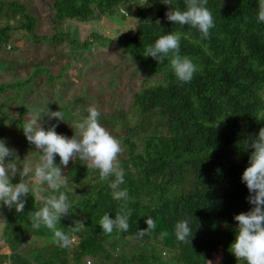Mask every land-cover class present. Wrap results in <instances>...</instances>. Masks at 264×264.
Segmentation results:
<instances>
[{"label":"trees","instance_id":"1","mask_svg":"<svg viewBox=\"0 0 264 264\" xmlns=\"http://www.w3.org/2000/svg\"><path fill=\"white\" fill-rule=\"evenodd\" d=\"M36 1L49 11L46 32L37 30ZM258 5L259 0H208L215 27L205 40L198 29L169 21L166 12L170 6L162 0H0V12L7 11V17L21 16L19 27L0 28V50L14 46L17 30L33 35L37 44L47 42L54 48L68 44L71 48L57 71L36 64L27 80L0 85V139L6 144L9 138L26 140L22 129L28 111L23 91L40 75L46 76L47 86L53 85L72 67L70 61L76 60V54L91 49L94 43L119 45L126 60L143 74L141 82L133 76L129 102L116 103L111 109L94 105L101 113L100 124L121 143L118 159L125 173L121 188L128 189L132 209L128 231L114 230L108 235L99 225L105 213L114 219L121 204L113 198L109 181L99 180V170L79 158L64 167L56 155L54 162L67 180L61 191L71 202L70 214L57 227L77 242L61 248L54 243L51 230L32 228L30 213L43 205L31 189H47V185H38L28 176L30 193L23 213L0 204L7 261L86 264L85 259L91 258L93 264H208L209 260L213 264H246L237 261L229 249L237 234L234 216L253 207L241 179L253 151L246 149V139L264 127V22H258ZM171 7L186 10L185 0H172ZM130 15L136 23L128 31L114 30L113 37L96 32L82 44L64 29L68 21L107 18L125 22ZM171 32L181 33L180 53L197 66L189 83L177 80L168 59L158 63L144 56L148 45ZM30 53L37 56L39 49L34 46ZM110 79L113 84L117 77L114 74ZM104 91L108 88L82 91L74 100L83 105L81 119L93 106L86 96ZM52 94L47 92L46 98L51 99ZM15 101L21 105L13 117L10 110ZM52 111H61L65 118L72 115L66 105ZM20 180L17 175L11 182ZM149 217L156 229L137 238L138 229H147ZM185 218H190L194 232L191 244L179 242L174 234V225ZM76 220H82L85 228L72 232ZM162 232L168 233L163 239ZM116 251L120 252L115 255Z\"/></svg>","mask_w":264,"mask_h":264},{"label":"clouds","instance_id":"2","mask_svg":"<svg viewBox=\"0 0 264 264\" xmlns=\"http://www.w3.org/2000/svg\"><path fill=\"white\" fill-rule=\"evenodd\" d=\"M169 5L166 17L174 24L188 25L198 29L202 39L210 37V29L215 27L213 15L206 6L208 0H185L186 10L173 9L172 0H162ZM258 22H264V0H259ZM181 33L171 32L161 35L154 43L148 45L144 56H151L158 63L165 59L170 61V66L177 80L181 83H189L197 72V66L193 61L180 53ZM46 116L51 120L56 118L64 121L61 111H51L46 106ZM44 109L36 108L27 116L23 127V133L29 143L33 144L41 153V160L35 168L18 166L19 161L16 151L6 146V141L0 139V204L8 209L15 208L17 213H23L26 196L30 193V187L26 177L34 172L38 185H47V189L36 187L31 189L42 202V207L30 213V221L33 229L46 227L53 233L54 243L61 248H68L73 244L74 238L61 228H58L60 220L70 214L71 202L66 192L61 191L67 185L65 175H62L60 165L67 167L70 161H89L88 167L99 170V180L109 181L112 196L120 201L119 211L115 218H110L105 213L99 221V225L105 234L111 235L114 230L127 232L132 209L128 207L130 200L127 188H121L125 183L124 170L120 165L118 156L122 152L120 141L111 135L99 122L100 111L90 106L87 117L79 120L77 129L71 138L58 134L57 125H51L47 130L41 125V112ZM45 116V115H44ZM253 151L249 157V166L242 174V182L247 186L250 195L248 202L253 207L247 212H241L234 216L238 222L236 237L230 245V252L237 261L243 260L246 264H264V127L260 128L258 135L246 139V149ZM56 155L60 158V165L55 164ZM6 158H11L6 160ZM19 175V183L11 181ZM111 178V179H110ZM50 190V192L48 191ZM147 229H138L137 238H143L153 232L157 225L149 217L146 219ZM227 224L225 223V227ZM85 228L82 220L74 221L72 232ZM174 234L179 242L191 244L194 232L190 227V218L178 221L174 225ZM168 235L162 232L160 238ZM191 237V239H189ZM11 264V261H8ZM208 264H213L208 261Z\"/></svg>","mask_w":264,"mask_h":264},{"label":"rangeland","instance_id":"3","mask_svg":"<svg viewBox=\"0 0 264 264\" xmlns=\"http://www.w3.org/2000/svg\"><path fill=\"white\" fill-rule=\"evenodd\" d=\"M7 1V0H2ZM14 1V0H12ZM37 2V1H36ZM35 6V5H34ZM7 11L0 12V28L19 27L21 16L7 17ZM35 14L39 21L37 30L39 32H46L50 28L49 11L37 2L35 6ZM136 23L133 16H129L125 22H117L112 19H96L90 22L68 21L65 23L64 29L69 32L76 40L82 44L91 34L100 33L103 36L113 37V31L118 33L123 30L128 31L131 26ZM13 40L14 46L11 44L3 47L0 50V85L3 83H15L16 81L27 80L33 74L36 64H43L54 71L60 68L66 56L71 53L70 45L64 44L54 48L50 43L41 42L36 43L34 36L27 31L17 30L14 32ZM91 49L83 50L82 54H76V60L70 61L72 67H69L62 77L55 80L53 85H46L47 78L45 75L38 76L33 80L30 88L24 90L22 95L25 99L24 103L28 113L24 116V122L28 119L33 109H44L41 112V124L48 128L55 124L57 125L55 131L71 138L76 131V123L82 117V103H73L76 98H79L82 91L96 92L99 88H108V91L102 92L99 96L90 94L86 96V101L90 105L100 104L102 107L114 108L116 103H126L129 99L130 86L133 84V76L136 80L141 82L143 74L139 69L135 68V63L126 60V55L120 51L119 45L112 43L110 45H102L99 42L94 43ZM36 46L39 49L37 56H32L30 50ZM120 52V53H119ZM119 55V56H118ZM70 60V59H69ZM117 69V71L114 70ZM116 75L117 82L111 84L110 77ZM61 88L59 91L58 88ZM114 91L111 92V89ZM86 91H85V90ZM52 91L51 99L46 98V93ZM111 92V93H109ZM9 94V92L7 93ZM122 99H121V98ZM50 100V101H49ZM129 102V101H128ZM20 101H15L10 110L11 116L15 117L19 113ZM69 106L71 116L64 117V121L52 122L46 116L45 106L52 111L53 107ZM126 108V107H125ZM127 109V108H126ZM45 115V116H44ZM10 141L6 144L7 147L16 151L19 164L22 170L23 166H30L33 169L40 163L41 153L36 150L35 146L28 142V140H21L20 142L9 138ZM11 158H6V160ZM34 183L37 184L34 172L28 175ZM3 213L0 209V262L8 264V251L2 240V218ZM132 240L131 238H128ZM41 240L38 244H42ZM77 240L74 239L73 243ZM32 245V244H31ZM34 246V245H32ZM72 246V245H71ZM120 251H116L117 255ZM86 264H93L91 258L85 259Z\"/></svg>","mask_w":264,"mask_h":264},{"label":"bare ground","instance_id":"4","mask_svg":"<svg viewBox=\"0 0 264 264\" xmlns=\"http://www.w3.org/2000/svg\"><path fill=\"white\" fill-rule=\"evenodd\" d=\"M109 117V116H108ZM6 126V125H5Z\"/></svg>","mask_w":264,"mask_h":264}]
</instances>
